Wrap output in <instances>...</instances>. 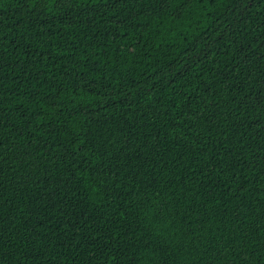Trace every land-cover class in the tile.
I'll return each mask as SVG.
<instances>
[{
  "label": "trees",
  "instance_id": "obj_1",
  "mask_svg": "<svg viewBox=\"0 0 264 264\" xmlns=\"http://www.w3.org/2000/svg\"><path fill=\"white\" fill-rule=\"evenodd\" d=\"M0 264H264V0H0Z\"/></svg>",
  "mask_w": 264,
  "mask_h": 264
}]
</instances>
